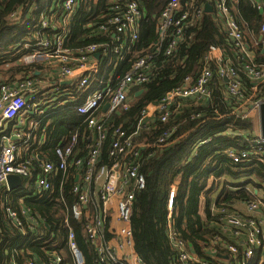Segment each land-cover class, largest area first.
<instances>
[{"label":"built area","instance_id":"built-area-1","mask_svg":"<svg viewBox=\"0 0 264 264\" xmlns=\"http://www.w3.org/2000/svg\"><path fill=\"white\" fill-rule=\"evenodd\" d=\"M25 1L29 5L26 11L17 8L8 14L7 20L19 24L33 18L34 14H38V20L29 39L13 48L22 51V55L16 62L4 66L5 69L10 67L12 74L7 77L0 75V223H10L21 235L28 231L37 236L42 227L48 226L24 206V201L56 191L59 197L56 201L63 212V225L67 229L66 246L72 264H83V256L74 242L68 218L82 221L84 235L94 250L97 263L144 264L134 251L130 228L135 195L145 187V179L138 170L140 149L143 147L136 140L139 132L149 128L154 116L165 123L172 114H178L190 105L214 109L216 99L220 98L225 103L223 96L213 97L215 80L223 83L221 91L225 97L234 100L228 115L240 119L250 118L251 113L258 115L264 98L255 99V86L251 87L250 96H246L233 68L235 64L228 61L223 49L208 45L199 54L200 72L197 76L184 78L181 86L166 93L158 103L147 105L131 132H125L120 126L112 128L108 162L104 163L101 149L107 138L108 119L113 113L129 109L130 93L151 79L154 57L158 54L173 56L184 30L195 26L207 5L211 7L213 21L229 41L236 59L243 61L245 77L253 85L264 82V66L254 63L242 26L228 6L233 0H163L165 3L156 22L154 44L143 56L137 57L126 73L115 76L112 71L109 78L97 81L96 88L86 94L80 104H74L86 93L92 78L98 74L102 58L110 53L120 54L124 49L127 52L129 50L124 45L138 40V29L145 18L144 10L134 0H109L105 12L98 15L101 22L95 30L115 39L114 47L107 43H92L70 49L65 46L69 35L68 23L84 0ZM251 1L256 10L264 11V0ZM258 35L255 44L259 45L264 56V22ZM96 53L99 59L95 58ZM39 63L48 69H56L55 81L45 92L39 91L34 76L33 67ZM64 83L68 87L62 89H68V93L73 90L72 108L84 117L86 132L81 136L73 133L66 142L57 143L53 149L54 160H49L41 156L44 135H38L37 131L48 115L58 111L53 107L62 98L58 91ZM58 103L63 105L60 101ZM105 104L108 108L103 111ZM198 116L196 114L191 119ZM173 131L172 128L164 132L156 141V147L173 143L174 140L169 144L165 142ZM236 135L246 137L247 145L243 149H226V158L234 164L255 162L264 168V138L260 133L246 135L241 132ZM9 175L20 177L19 187L31 190L30 194L17 199L16 210L7 204L13 191L6 183ZM71 180L74 184L68 192L75 201L68 205L63 187ZM251 192L255 195L252 201L230 204L220 200L218 206H212L211 211L221 215L225 237L211 240L208 255L213 260L207 261L200 259L174 230L171 213L176 191L171 187L166 203V236L174 251V264H251L254 260L257 264H264V192L256 188ZM15 252L16 249L12 251L13 254ZM44 254L47 262L32 258V254L27 252L31 258H26L23 264H61V252L46 251ZM10 264L19 263L12 259Z\"/></svg>","mask_w":264,"mask_h":264},{"label":"trees","instance_id":"trees-1","mask_svg":"<svg viewBox=\"0 0 264 264\" xmlns=\"http://www.w3.org/2000/svg\"><path fill=\"white\" fill-rule=\"evenodd\" d=\"M37 1L40 3L42 0ZM94 1L84 0L78 12L69 21V35L65 42L67 48L78 49L92 43H107L111 48L114 47L115 39L110 35L98 34L95 30L101 22L98 15L105 12L109 0H99L97 3ZM134 1L139 3L145 14L138 29V40L134 44L124 45L129 51L124 49L120 54L110 53L102 58L98 74L92 78L86 93L74 104H80L83 97L96 88L97 81L109 78L112 71L115 76L126 73L137 57L143 56L148 47L156 41V22L165 1ZM28 6L25 0L0 2L2 76L10 74L11 71L5 70L4 66L16 62L23 53L13 48L29 39L32 27L38 20V14H34L33 18L14 24L7 20V16L17 8L24 12ZM228 6L236 14L243 31L248 37L252 36L256 43L259 27L264 22V14L256 10L251 0H233ZM208 45L220 47L228 59L234 61L236 65L233 68L237 71L246 96H250L251 87L255 86V99L264 98V82L253 85L245 77L243 61L236 59L229 41L214 23L212 13L203 12L195 26L184 30V36L173 56L163 57L158 54L154 57L151 79L130 93L129 109L110 116L106 124L107 138L101 149L102 162H108L107 152L112 128L120 126L125 132H131L141 111L147 105L158 103L166 93L181 86L184 78L197 76L200 72L199 54ZM256 46L253 52L254 63L264 66V56L259 45ZM112 79L114 80V77ZM214 83L219 82L215 80ZM137 91L142 92L134 97ZM212 91L213 97L221 95V91L216 87ZM219 99L214 101V109L209 106L190 105L180 113L172 114L165 123L160 122L158 116H154L149 128L141 130L136 137V140L143 144L138 159V170L145 179V187L135 195L130 228L134 251L144 264H174V251L166 236V203L171 187L176 191L171 213L174 230L200 259L207 261L213 260L208 255L211 240L218 236L225 237L222 233L221 215L211 211L212 206H218L220 200L230 204L252 201L255 199L251 192L253 188L264 192V168L261 164H234L224 154L228 148L243 149L247 145L246 137L236 133L255 134L253 119L228 115L234 100L227 96L224 103ZM72 107L70 103L62 105L56 113L48 115L41 122L37 134L44 135L42 157L54 160L53 149L57 143L66 142L73 133L81 136L86 132L84 117L78 115ZM196 114L199 115L198 118L191 119ZM172 128L174 131L165 142L169 144L174 140L173 143L157 148L158 138ZM73 184L71 180L63 187V196L68 205L75 201L68 192ZM30 193L28 188L19 187L11 191L7 204L16 210L17 199ZM58 198L55 191L25 199L24 206L48 226L42 227L37 236L28 231L21 235L10 223H0V264H10L12 259L23 264L26 258H31L27 252L32 254V258L47 262L44 254L46 251L61 252V264H72L66 246L67 229L63 225V212L56 201ZM68 220L74 232V242L82 253L83 264H99L84 235L82 221H73L71 218ZM14 249L16 252L13 254ZM251 264H257L256 260Z\"/></svg>","mask_w":264,"mask_h":264},{"label":"crops","instance_id":"crops-1","mask_svg":"<svg viewBox=\"0 0 264 264\" xmlns=\"http://www.w3.org/2000/svg\"><path fill=\"white\" fill-rule=\"evenodd\" d=\"M211 12H212V10H211ZM261 13L264 14V11L261 12ZM244 35H245V37L247 39L248 36L245 33V31H244ZM249 38H252V36L251 37H248V39ZM258 39H259V35L257 37V40ZM228 61H230L233 64H235L234 61H232L231 59H228ZM33 68H34V71H35L34 72V74H35L34 76L36 78L35 80H36V84L38 86L39 91L40 92H45L46 90H50V87H51L52 83H54L55 78H56V69H48V68L45 67V65H43L41 63L35 65ZM11 74L12 73L10 72L9 75H11ZM19 74L21 75V72H19ZM13 76H15V74ZM221 86H223V85H220L219 83H217V84L214 83L213 86H212V89L214 87H216L217 89H219L221 91L222 90V87ZM66 87H68V85L64 83V84L60 85L59 91H58V93H61V95H62L61 96L62 97L61 98L62 100H60V104L63 103V105H66L68 103L71 104V100L74 97L73 90L72 89L69 90V93H68V89H62V88H66ZM222 91H221V95L220 96H223L226 99V97H225L224 93H222ZM138 93H139V91L135 92L134 93V97L139 96L140 94H138ZM60 108H61V105L59 106V109Z\"/></svg>","mask_w":264,"mask_h":264},{"label":"water","instance_id":"water-1","mask_svg":"<svg viewBox=\"0 0 264 264\" xmlns=\"http://www.w3.org/2000/svg\"><path fill=\"white\" fill-rule=\"evenodd\" d=\"M205 12L211 13V7L207 5L204 9ZM95 58L99 59V54H95ZM142 91H139L138 94H141ZM108 108V104H105L103 107V111H105ZM258 124H259V133L264 138V103H262L258 110ZM6 183L9 190H14L19 187L21 183L20 177L16 175H9L6 178Z\"/></svg>","mask_w":264,"mask_h":264},{"label":"rangeland","instance_id":"rangeland-1","mask_svg":"<svg viewBox=\"0 0 264 264\" xmlns=\"http://www.w3.org/2000/svg\"><path fill=\"white\" fill-rule=\"evenodd\" d=\"M99 0H95L94 2L97 3ZM249 44H250V49L252 51V53L254 52L255 48L257 47L256 44H255V40L253 38H249L247 39ZM5 69V68H4ZM7 70H10V68H7ZM9 75V74H8ZM251 96H254V95H251ZM61 99H58V101L54 104L55 106L53 107V109H59V101ZM246 108L248 109L249 108V105L246 106ZM251 118L253 119V125H254V130H255V133L259 132V124H258V115L257 113H251Z\"/></svg>","mask_w":264,"mask_h":264}]
</instances>
